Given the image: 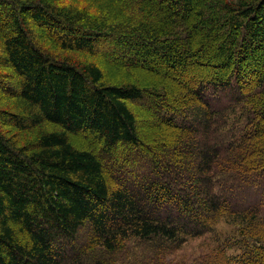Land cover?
Instances as JSON below:
<instances>
[{"label": "trees", "instance_id": "1", "mask_svg": "<svg viewBox=\"0 0 264 264\" xmlns=\"http://www.w3.org/2000/svg\"><path fill=\"white\" fill-rule=\"evenodd\" d=\"M113 1L112 13L94 0H0V264H112L130 239L138 264H161L221 219L238 231L222 244L239 253L219 248L204 264H264V0ZM235 57L243 77L201 78L179 123L162 116L168 142L144 145L136 106L176 112L163 80ZM107 63L131 75L111 79ZM149 72L163 79L148 86ZM247 84L260 86L256 114L228 119L231 138L227 124L214 131ZM82 133L129 149L115 185L76 145Z\"/></svg>", "mask_w": 264, "mask_h": 264}, {"label": "rangeland", "instance_id": "2", "mask_svg": "<svg viewBox=\"0 0 264 264\" xmlns=\"http://www.w3.org/2000/svg\"><path fill=\"white\" fill-rule=\"evenodd\" d=\"M94 4L104 8H110L113 13V8L116 6L117 2L114 3L113 0H94ZM104 3V4H103ZM100 4H103L100 6ZM215 60V59H214ZM243 62V58L241 57H235L231 59L229 67L226 68V70L223 67H215L212 63L214 61H205L200 64H195V66H191L186 71V76L176 79L166 78L165 81L168 88L172 91L171 96V107L175 109L176 112H171L169 110H166V108L161 109L160 111L154 107L151 108V105L148 106V104H145L143 102V106H136L134 108L137 119L139 123V133L141 135V139L144 143V145H152L151 141L157 142L166 140L167 143L168 140L165 138V136H170V134L174 131V126L171 130L168 131L166 122H162L161 119L162 116L165 120L170 121L169 116H173V121L176 123H179V118L183 116L189 109L187 108L186 100L187 97L191 94V90L198 89V81L201 78H204L207 80L208 78L211 79L212 82H219L221 83L223 81L231 82V79L235 80V77H243L245 75V72L243 71V74L240 75L238 67H240V63ZM245 62V61H244ZM247 65V64H246ZM112 65L107 63V72L109 77L111 79H116L118 82L125 79L124 76H126V80L128 79V74H130V69L125 68L122 64L115 65L118 68L111 67ZM106 67V66H105ZM119 69V70H117ZM121 70V71H120ZM246 71L252 72L254 70V66L250 64V66H247L245 68ZM123 71V72H122ZM119 72L118 74H116ZM128 72V73H127ZM148 73L145 70H141L139 72L140 77L144 76L143 73ZM224 72V73H223ZM134 75L135 72L133 71ZM132 73V74H133ZM223 73V78L220 77L218 74ZM116 74V75H114ZM150 78L146 79V85L150 86L155 82H159V80H162V76L158 73H152L149 72L148 74ZM171 75H173L171 73ZM247 79V78H246ZM249 79V78H248ZM124 81V80H123ZM182 82V83H181ZM233 86V84H231ZM249 86V96H247L248 100L246 103L238 104V114H235V112H232L228 114L227 116V122L225 119L218 118L215 120L214 123V131H220L223 129L222 126L224 124H227L226 134L228 135V138H231L233 135V130H230L232 127L228 123V119H231L235 116L238 117H248L253 114H256L254 112V108H249L253 105L252 101L256 99L260 93V86L257 87L252 84H247ZM190 92V93H189ZM218 101H210V105L214 108L219 110L222 115L225 113V109H222L220 105H217ZM249 103V104H248ZM185 107V109H182ZM225 113V114H227ZM221 115V116H222ZM157 119H159L161 122L158 124ZM213 120V121H214ZM238 133V131L235 129V134ZM165 138V139H164ZM76 145L81 146V148H85L91 151H94L98 156V159L103 163L105 172L107 174V178L111 184V182L115 185V182L117 183V178L119 176V170L121 166L129 165L133 167L132 161H125L124 158L129 153L128 148H123L119 150V147L109 151L107 150L102 144V142L97 138V136H93L89 133H82L80 136H76ZM145 162V161H144ZM137 165V164H136ZM146 165V164H145ZM116 187V186H115ZM263 212H261L262 214ZM21 237V233H19ZM238 235L237 227L231 225L230 223L226 222L224 219H221V221L215 226L212 232L206 233L203 236L198 237H187V240L183 243V245L180 248H173V252H170L167 250V253L163 257H159L157 260L161 264H204L205 262L209 261H215V259L219 260L220 256L218 254L219 248L224 249L226 253H228L231 256H236L239 252L235 247H228L226 250L227 245L222 244L224 241L226 243L231 242L230 244L234 246L236 244V240H233L235 236ZM24 239L26 237L24 236ZM89 249V247H88ZM176 249V250H175ZM139 257H141V247L139 242L135 241L134 239L127 240L125 242H122L119 244L116 248V252L113 253L111 259L112 264H138ZM77 264H90L88 259H83L82 261L78 262Z\"/></svg>", "mask_w": 264, "mask_h": 264}]
</instances>
